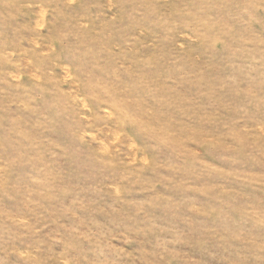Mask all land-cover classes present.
I'll list each match as a JSON object with an SVG mask.
<instances>
[{
	"label": "rangeland",
	"instance_id": "obj_1",
	"mask_svg": "<svg viewBox=\"0 0 264 264\" xmlns=\"http://www.w3.org/2000/svg\"><path fill=\"white\" fill-rule=\"evenodd\" d=\"M0 264H264V0H0Z\"/></svg>",
	"mask_w": 264,
	"mask_h": 264
}]
</instances>
